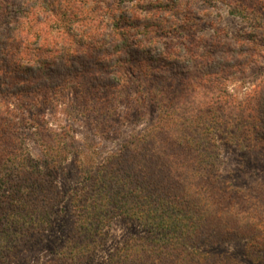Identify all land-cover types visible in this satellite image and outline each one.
<instances>
[{"label": "trees", "instance_id": "trees-1", "mask_svg": "<svg viewBox=\"0 0 264 264\" xmlns=\"http://www.w3.org/2000/svg\"><path fill=\"white\" fill-rule=\"evenodd\" d=\"M144 1L0 0V19L5 21L0 24V264H11L15 253L35 241L40 244L58 224V205L64 199L56 177L70 150H75L67 142V130L57 132L35 110L51 107L49 92L58 86L46 82L54 78L64 85L62 92L71 90V96L82 102L78 107L94 116L101 132L109 131L119 100L132 84H138L134 90L138 113L148 102L157 114L144 131L131 135L94 169L78 158L81 175L65 192L74 221L63 248L49 264H91L105 226L118 216L134 221L147 235L127 239L95 264H227L204 249L221 237L213 234L214 228L222 232L241 223V218L232 223L225 215L236 205L232 197L237 191L215 177L217 137L241 148L262 147L264 126L259 125L264 120L255 115L250 119V100L258 97L260 87L246 92L242 101L230 90L237 78L229 76L241 70L221 62L234 49L227 38L214 34L208 48L199 51L203 40L194 39L196 24L186 15L180 24L164 27L143 23L138 14L144 7L171 13L172 5L187 6V0L165 4L152 0L155 4L148 6ZM124 2L134 5L119 14ZM156 13L153 17H158ZM240 14L253 32L235 40L240 50H234L238 58L248 53L250 63H257L252 56H261L264 49V15ZM107 15L110 32L105 29ZM25 24L39 27L37 36L45 35L39 47H32L24 36ZM198 58L204 60L197 68L203 84L167 85L161 68H156L160 62L168 68L195 66ZM224 67L230 68L228 76ZM80 73L87 86L77 81ZM73 75L76 85L69 89L65 82ZM35 80L43 88L26 84ZM151 80L153 86H147ZM37 95L43 98L41 104ZM16 112L23 114L22 119L16 120ZM21 124L33 129L41 159L30 155L18 128ZM148 145L155 155L147 152ZM75 152L78 157L82 153ZM255 197L246 194L244 202L252 210L263 209V200ZM250 229L264 242V224L252 223Z\"/></svg>", "mask_w": 264, "mask_h": 264}, {"label": "rangeland", "instance_id": "rangeland-1", "mask_svg": "<svg viewBox=\"0 0 264 264\" xmlns=\"http://www.w3.org/2000/svg\"><path fill=\"white\" fill-rule=\"evenodd\" d=\"M160 1L164 4L166 2V0ZM187 1L189 2L187 6L174 7L172 5L171 13L161 9L158 11H156V9L150 11L147 7H144V10L138 9V14L141 18L145 19L143 23L156 24L164 27L171 24H180L186 16L189 17V19L196 24L194 27V35L192 36L197 41L198 39L203 40H201L200 48H198L199 51L208 48V44L214 40V34L224 39L227 38L228 42H230V48L239 51L240 49L235 45V40L244 38V36L251 31L253 32L250 27L251 23L244 19L240 12H254L260 16L264 15V0ZM151 2L155 4L152 0H145L144 4L148 6ZM133 5L134 3L132 4L131 2L121 3V9L119 8L120 10L118 9L117 11L119 14L121 12H126V10L132 8ZM155 13L158 17H153ZM10 16L15 18L14 16L16 15L11 12ZM4 22L5 21L0 19L1 25H3ZM105 22L108 24L105 29L110 32V15L105 17ZM29 26H27V24L24 25L25 31L23 34L27 36L26 38H29V43L33 44L32 47H39L45 35L39 33L37 36L36 32H38L40 28L34 26V24ZM2 30V27H0V31ZM234 49H230L227 55H225L227 57L221 59V62H223L222 64H235L239 66L237 69L240 68L239 70H241L229 76L231 79L237 78L234 79L235 83L229 86L230 90L232 89V91L236 93L237 99L242 101L247 97L246 92L256 90L260 87L258 90V97L251 98L250 100L252 101L250 119L255 115L257 118L259 117L264 120V49L262 50L261 56H252L258 59L257 63L254 61L250 63L247 56L248 53H243L241 57L238 58ZM197 62L199 65L195 64V66H192L191 64L194 63L190 65L180 64L173 68L165 67L163 66V62H160V64H157L156 68H161V79H163L164 82L166 81L167 85L173 83V86L182 87L192 81H196L197 83L201 82L203 84L200 79L202 70L198 69L202 68L201 66L204 60L198 58ZM240 64L246 65L244 69L240 67ZM225 69L228 70L225 72V75L228 76L230 68L224 67V70ZM74 76L75 75H73L72 80L65 82V86H68L69 89L76 85ZM78 76L80 79L77 81L87 86V80L82 78V74L80 73ZM56 82H59L57 78L46 82L49 85L55 84V86H58L57 90L54 91L53 89L49 92L50 98H48L51 99V103H48V101L47 103L51 107L43 108L40 106V108L35 110L38 115L45 118L50 123V126L57 132L60 133L62 131L61 128L66 129L67 136L69 137L67 142L71 141L73 150H79L82 153L78 157L75 151L72 152L70 150L69 158L62 164L57 173V186L60 189L61 198L64 199V201L60 202L58 205L57 215L59 219L57 227L50 228V230L41 237L42 241L40 244L35 241L34 244L25 245V249L21 252L15 253V256L11 260V264H49L54 260L57 250L63 248L65 237L74 221L72 209L67 202L68 200L65 199V192L67 187L78 181L81 175L78 158H84L82 163L83 166H86L90 170L94 169L102 159L117 153L121 145L126 144L131 135L139 134L144 131L154 121L157 114V111L154 109L155 106L148 102L145 103L144 107L139 108L138 113V108L135 104L137 96L134 93L136 89L135 85L138 84H134V86L132 84L130 85V91L124 94V97L119 100L120 103L117 106L118 114L112 121L109 131L101 132L99 129L96 130L97 124L94 116L89 113H83V107H78L82 102H78V99L73 95L71 96V90L62 92L61 87L64 85H60L61 83L58 84ZM152 83L151 80L146 85L153 86ZM26 84L39 88H43L42 86H44L41 84L40 80L31 82L26 81ZM155 85L158 86L159 84L155 83ZM177 93L183 96L186 95V92L183 91H177ZM37 97L38 99H36V101L38 104H41L43 98L38 95ZM67 112H69V114ZM16 115V120L22 119L21 115L23 114L16 112ZM27 116L29 117L28 114ZM259 126L263 127L264 125L260 124ZM18 128L24 135V143L30 155L35 159H41L42 149L32 134L33 129L25 128L22 124ZM217 142L219 145L218 169L215 177L220 183H223L226 188L237 191V194H234V198L232 197L236 205L226 209L225 215L232 217V223L235 222L234 220L241 218V223L239 226L235 225L236 227L232 229L224 228L222 232H220L218 228H214L213 234L216 236L221 235V237L218 239V243H208L204 249L213 252V256L220 257V260L227 264H264V250H259L256 247L259 246V248L264 249V242L252 235L253 230L250 231V225L252 223L254 225L264 224V205L261 207L263 208L261 210H252L251 204H246L244 202L246 194H252L256 196V199L263 200L264 203V143H262V147L258 148L257 146V148L253 150L224 142L220 136L217 137ZM148 148L149 151L147 152L149 154H156V152L152 150L151 145H148ZM61 225L66 227L59 228ZM104 231V236L99 242V246L96 249L91 264H95L101 261V259L106 258L115 246L122 244L127 239L134 236L147 235L134 221L119 216L111 219L105 226Z\"/></svg>", "mask_w": 264, "mask_h": 264}]
</instances>
